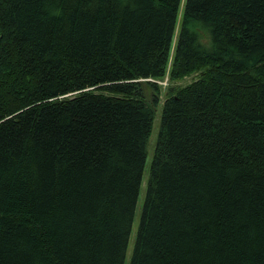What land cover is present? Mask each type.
Returning <instances> with one entry per match:
<instances>
[{"label":"trees","instance_id":"1","mask_svg":"<svg viewBox=\"0 0 264 264\" xmlns=\"http://www.w3.org/2000/svg\"><path fill=\"white\" fill-rule=\"evenodd\" d=\"M127 261L264 264V0H0V264Z\"/></svg>","mask_w":264,"mask_h":264},{"label":"rangeland","instance_id":"2","mask_svg":"<svg viewBox=\"0 0 264 264\" xmlns=\"http://www.w3.org/2000/svg\"><path fill=\"white\" fill-rule=\"evenodd\" d=\"M159 131V123L155 122V125H154V129H153V134L155 135V132H158ZM156 136H157V133H156ZM154 141V137L152 138V143ZM150 156H152L153 154V148L150 149ZM150 158H148V166H149V163H150ZM146 178H147V171L145 170L144 172V180H143V185H142V188L140 190V197H139V200H138V205H137V209H136V215H135V219H134V222H133V227H132V234H131V238H130V246H129V250H128V261H129V255H130V252L132 250V247H133V243H134V240H135V233H136V230H137V226H138V223H139V218H140V213H141V206H142V203H143V198H144V193H145V182H146ZM128 261L126 264H128Z\"/></svg>","mask_w":264,"mask_h":264},{"label":"bare ground","instance_id":"3","mask_svg":"<svg viewBox=\"0 0 264 264\" xmlns=\"http://www.w3.org/2000/svg\"><path fill=\"white\" fill-rule=\"evenodd\" d=\"M186 79H187V78H186ZM141 81H143V80H141ZM157 83H158L159 85L165 86V85H166V80L163 81V82H157ZM149 152H150V150H149ZM149 152H148V154H147L146 165H148V158L151 157Z\"/></svg>","mask_w":264,"mask_h":264}]
</instances>
